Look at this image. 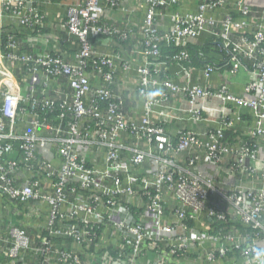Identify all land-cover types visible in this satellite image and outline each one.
I'll return each mask as SVG.
<instances>
[{"label":"built area","instance_id":"obj_1","mask_svg":"<svg viewBox=\"0 0 264 264\" xmlns=\"http://www.w3.org/2000/svg\"><path fill=\"white\" fill-rule=\"evenodd\" d=\"M180 1L144 0L133 31L99 18L123 10L121 0H75L59 20L61 47L59 34V46L41 38L51 0H0V264L264 260L255 257L264 187L253 186L264 183V158L226 138L225 114L229 104L244 107L249 137L264 136V0H237L223 13L231 0H197L184 13ZM89 34L118 47L141 35L133 47L141 60L100 49ZM204 37L219 42L230 74L249 70L244 96L213 87L211 63L201 67L204 84L191 80L183 47ZM164 44L181 49L155 62ZM173 63L179 84L167 75ZM176 97L188 105L182 117ZM210 100L220 126L201 131L193 125L206 121Z\"/></svg>","mask_w":264,"mask_h":264},{"label":"crops","instance_id":"obj_2","mask_svg":"<svg viewBox=\"0 0 264 264\" xmlns=\"http://www.w3.org/2000/svg\"><path fill=\"white\" fill-rule=\"evenodd\" d=\"M237 0H231L228 2L226 7L222 9L221 11H218L219 13H223L225 10H231V7L236 4ZM75 0H51V3L47 6V24H49L51 27H47L49 30H45V34L43 33L42 39H47L54 37L58 40V46H59V36L57 34H61L60 38V45L61 47H64L67 45L66 43L63 44L62 41H64L65 37V29L62 26V21L59 24V20L61 18H64L66 16L67 7H70L73 5ZM197 0H181L180 5L177 8V10L181 12H196L197 11ZM121 7H123V10L118 9H112V8H106L105 11L101 14V22L104 24H107L110 27L117 26L120 28L129 27L133 31L137 29L142 22L144 11H145V3L144 0H121ZM217 12V13H218ZM215 15V12H214ZM141 39L138 37V34L133 37L130 40V51L126 54V58L129 60H135L138 63V60H141V58H137L140 55V53H136L133 55V42H136ZM65 42V41H64ZM98 48L106 50L107 48L111 49L108 50L109 53H114L112 51L116 49H121V47H118L116 45V40H103L102 43L97 44ZM136 44H134V48ZM123 46V45H122ZM127 47H125L126 49ZM126 52V50H125ZM218 54H216V57ZM220 59V58H217ZM133 60V61H134ZM189 66V65H188ZM192 74L191 80L193 82H202V78L200 77V70L201 67H193L192 65L189 66ZM182 68L179 64L173 63L170 65L167 74H170V78L173 79V82H177L178 84L182 81H184ZM121 77V76H120ZM252 75L247 69L239 70L236 74L232 75L229 73L228 67H225V65H222L218 67V70L213 72L211 74V77L209 79V82L212 83L213 87H218L221 83H227L229 90L239 96L245 95V86L246 84L251 80ZM122 82V80H121ZM120 87V86H118ZM176 107L181 108L182 110L179 111V115L182 117L183 115L181 112H183L187 108V104L179 97L174 98L173 100ZM206 106L210 110L203 111V117L206 118L205 122H199L195 123L193 125L194 128L203 130L205 126L218 129L220 126L219 124V116L216 113L217 108L219 107V104L215 100H210L207 105H203V107ZM226 116H229L233 121V127L230 131V137L231 142H235L236 145H240V143H247L252 145L255 148V154L258 160H261L264 158V136L263 137H255L251 138L249 137V132L254 127V121L251 116V113L245 109L244 107H239L237 105L229 104L227 106V110L225 112ZM184 121H179L177 124H183ZM255 162L254 164H258L259 161ZM248 183V180H244V183H242L243 186L246 187ZM228 189L232 187V185H228ZM255 189H259L261 187H264V183H258L255 182L253 185ZM152 257V256H150ZM243 258L239 254H230L227 258H217L216 261L207 262V264H242Z\"/></svg>","mask_w":264,"mask_h":264},{"label":"trees","instance_id":"obj_3","mask_svg":"<svg viewBox=\"0 0 264 264\" xmlns=\"http://www.w3.org/2000/svg\"><path fill=\"white\" fill-rule=\"evenodd\" d=\"M99 18L101 19V16ZM49 27H51V26H49ZM47 30H49V29H47ZM42 33L45 34V32H42ZM57 34L61 35L58 32H57ZM88 38L90 39L91 43H94L93 44L94 46H98L96 44L102 43L104 40V39H102L101 36H94L91 34H89ZM120 44H123V46L121 47V49H119V52H117V53H120L122 55L125 52V50H126V52L130 51V45L132 44V42L130 43V41H126V42H121ZM134 44H136V42H133V47H134ZM214 46H216V54H221L222 56L224 55L223 61L220 60L221 58L217 59L216 56L214 59L213 58L211 59L210 57H208L206 55V52L208 50H211L212 48H214ZM125 47H127V48L125 49ZM183 48H184L183 50H185L189 54L188 60H186V63H184V64H187L189 66L192 65L193 67H197V68L202 67L206 63H211L217 67H220L222 65H225V67H228V65H227V54L220 47V44L218 41H216V39L212 40L209 37H207V38L204 37L201 44L187 43ZM180 49H181L180 47L174 46L173 44H167V45L164 44L160 48L161 57H163V59H160L158 57L155 59V62H158L160 60H164L168 55L171 56ZM67 50H69L68 47H67ZM201 52L204 54V57H200ZM167 75L170 77V74H167ZM117 82L119 83V80L116 78L115 83H117ZM231 130L232 129L226 131V138L229 139L230 141H231L230 137H232V136H230V134H228V133H230Z\"/></svg>","mask_w":264,"mask_h":264},{"label":"clouds","instance_id":"obj_4","mask_svg":"<svg viewBox=\"0 0 264 264\" xmlns=\"http://www.w3.org/2000/svg\"><path fill=\"white\" fill-rule=\"evenodd\" d=\"M255 257H257V258L264 257V248H259V247L256 248L255 249ZM262 262H264V260H260V264H262Z\"/></svg>","mask_w":264,"mask_h":264},{"label":"rangeland","instance_id":"obj_5","mask_svg":"<svg viewBox=\"0 0 264 264\" xmlns=\"http://www.w3.org/2000/svg\"><path fill=\"white\" fill-rule=\"evenodd\" d=\"M216 39V38H215ZM206 55L208 56V57H210L211 59L213 58H215V56H216V46H214V48H212L211 50H208L207 52H206Z\"/></svg>","mask_w":264,"mask_h":264}]
</instances>
